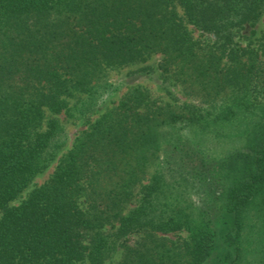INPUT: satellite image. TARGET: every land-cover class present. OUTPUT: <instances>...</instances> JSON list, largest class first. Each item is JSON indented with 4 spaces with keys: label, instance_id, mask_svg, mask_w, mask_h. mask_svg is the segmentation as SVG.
I'll return each mask as SVG.
<instances>
[{
    "label": "trees",
    "instance_id": "obj_1",
    "mask_svg": "<svg viewBox=\"0 0 264 264\" xmlns=\"http://www.w3.org/2000/svg\"><path fill=\"white\" fill-rule=\"evenodd\" d=\"M262 16L264 0H0V264H104L119 249L117 264H264L254 237L264 227V44L235 40ZM152 54L200 103L223 99L214 123L253 119L244 143L212 164L197 150L168 156L146 178L159 127L202 111L177 112L136 88L11 205L64 146L55 114L66 97L97 98L106 68ZM181 230L182 246L165 237Z\"/></svg>",
    "mask_w": 264,
    "mask_h": 264
},
{
    "label": "rangeland",
    "instance_id": "obj_2",
    "mask_svg": "<svg viewBox=\"0 0 264 264\" xmlns=\"http://www.w3.org/2000/svg\"><path fill=\"white\" fill-rule=\"evenodd\" d=\"M187 26L190 28L193 36L200 41L214 39L208 34H203L190 24ZM255 29V34L250 29L241 31L235 37V40L243 46L251 43L262 48L260 45L264 44V39H258L257 36L264 34V16L257 23ZM160 59V54H152L144 61L117 68H106L96 84L97 88L102 85L101 88H105L106 90L97 98L80 91H73L72 95L67 96V106L60 113L55 114L65 136L64 146L47 167L38 173L31 180L27 188L11 202V205H18L33 189L43 184L53 173L59 159L73 147L76 138L82 131L87 129L108 108L115 106L126 93L136 88L144 92L157 105L172 108L177 112L183 111L184 108L186 111L197 104L200 105L198 107L202 111V117L198 122H193L189 125H181L179 123L174 125L166 124L159 127L161 151L158 153V159L151 157L146 178H149L159 168L160 164L162 166L168 156L173 155L175 159L176 156H182L190 150H197V152L203 155L204 161L212 164L221 160L228 151L241 146L244 143V128L249 127L253 119L250 120L241 114L230 121L226 120L214 123L216 113L219 112L223 99L220 100L218 98L215 102H211L212 106L200 103V99L193 94L190 86L178 80L173 72H165L158 68L157 65ZM183 143L186 146L185 152L182 149L184 148ZM191 157H193V160H196L197 156L191 155ZM186 194L187 196H192V191H188ZM134 205V203L128 204L124 209V213H127ZM188 234V231L181 230L168 233L165 237L182 246V242L188 238ZM254 237L256 245L264 248V227L259 223H256ZM121 256L122 250L119 249L104 264H117ZM253 260V258H250L246 262L250 264ZM78 264H89V262L85 260Z\"/></svg>",
    "mask_w": 264,
    "mask_h": 264
}]
</instances>
